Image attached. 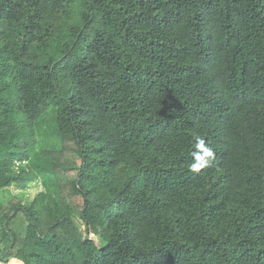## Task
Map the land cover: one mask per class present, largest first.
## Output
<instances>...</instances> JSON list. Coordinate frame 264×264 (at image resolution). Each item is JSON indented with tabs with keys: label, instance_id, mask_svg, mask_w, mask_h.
<instances>
[{
	"label": "trees",
	"instance_id": "trees-1",
	"mask_svg": "<svg viewBox=\"0 0 264 264\" xmlns=\"http://www.w3.org/2000/svg\"><path fill=\"white\" fill-rule=\"evenodd\" d=\"M38 181L0 264H264V0H0V191Z\"/></svg>",
	"mask_w": 264,
	"mask_h": 264
},
{
	"label": "clouds",
	"instance_id": "clouds-1",
	"mask_svg": "<svg viewBox=\"0 0 264 264\" xmlns=\"http://www.w3.org/2000/svg\"><path fill=\"white\" fill-rule=\"evenodd\" d=\"M194 148L195 151L191 153L192 161L189 164V171L199 173L202 169L211 166L215 153L207 146L205 139L198 134L194 136Z\"/></svg>",
	"mask_w": 264,
	"mask_h": 264
},
{
	"label": "rangeland",
	"instance_id": "rangeland-1",
	"mask_svg": "<svg viewBox=\"0 0 264 264\" xmlns=\"http://www.w3.org/2000/svg\"><path fill=\"white\" fill-rule=\"evenodd\" d=\"M53 140H55V139L52 137L48 138L49 143H53ZM45 145L47 146V144H45ZM40 191H44V187L40 181L33 184L30 189L25 190V191H22V189H19L15 186H12L10 188H7L5 190L0 191V200L3 203L7 204L13 198H18L22 203H31L35 199V197L39 194L38 192H40ZM22 196H24V197L34 196V197L32 200H30L29 198L24 199V198H22ZM78 224L80 226V230H81L83 236L85 237V235H86L85 227L83 226V224L81 222H79Z\"/></svg>",
	"mask_w": 264,
	"mask_h": 264
}]
</instances>
